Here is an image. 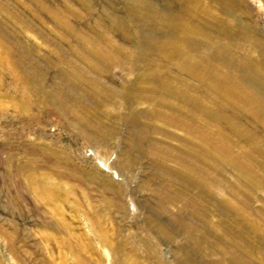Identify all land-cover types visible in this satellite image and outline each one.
<instances>
[{"label":"rangeland","instance_id":"rangeland-1","mask_svg":"<svg viewBox=\"0 0 264 264\" xmlns=\"http://www.w3.org/2000/svg\"><path fill=\"white\" fill-rule=\"evenodd\" d=\"M0 264H264V0H0Z\"/></svg>","mask_w":264,"mask_h":264}]
</instances>
